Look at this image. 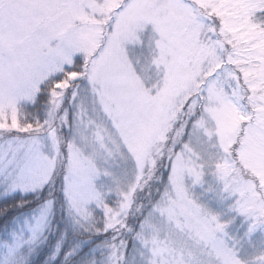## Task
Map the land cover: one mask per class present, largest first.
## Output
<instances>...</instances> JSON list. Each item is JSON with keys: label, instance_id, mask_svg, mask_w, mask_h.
<instances>
[{"label": "snow or ice", "instance_id": "snow-or-ice-1", "mask_svg": "<svg viewBox=\"0 0 264 264\" xmlns=\"http://www.w3.org/2000/svg\"><path fill=\"white\" fill-rule=\"evenodd\" d=\"M0 264H264V0H0Z\"/></svg>", "mask_w": 264, "mask_h": 264}]
</instances>
